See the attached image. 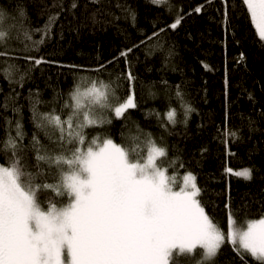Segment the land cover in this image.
<instances>
[{
    "label": "trees",
    "instance_id": "trees-1",
    "mask_svg": "<svg viewBox=\"0 0 264 264\" xmlns=\"http://www.w3.org/2000/svg\"><path fill=\"white\" fill-rule=\"evenodd\" d=\"M0 10L10 32L0 42V52L7 53L0 56V69L15 65L10 78L0 74V146L9 132L15 136L19 121L24 146L35 133L42 144L56 147L36 129L33 101H40V112L55 108L59 113L75 86L103 81L118 86L121 99L134 91L137 107L125 113L126 119L112 118L111 124L85 129L89 139L107 134L123 143L121 133L127 135L138 125L157 144L167 146L168 156L158 163L175 175L177 186L188 172L196 176L198 198L225 233L229 209L238 222L264 216V41L242 0H0ZM21 10L24 17L19 16ZM52 14L58 19L45 34ZM177 17H182L181 23L170 28ZM40 40L43 43L37 44ZM128 49L132 51L122 56ZM37 59L42 62L35 63ZM129 71L135 77L131 84L126 79ZM185 106L192 109L186 122ZM172 108L177 112L174 126L166 118ZM35 155L28 152V171H36ZM171 160L176 161L174 168L169 167ZM5 163L0 152V164ZM40 164L44 177L37 182L55 183V166L49 170ZM227 168L251 169L252 178L235 176ZM49 198L57 206L68 199L51 190L40 195L45 205ZM202 251L181 256L178 264H197ZM205 264L258 262L242 260L225 243Z\"/></svg>",
    "mask_w": 264,
    "mask_h": 264
},
{
    "label": "snow or ice",
    "instance_id": "snow-or-ice-1",
    "mask_svg": "<svg viewBox=\"0 0 264 264\" xmlns=\"http://www.w3.org/2000/svg\"><path fill=\"white\" fill-rule=\"evenodd\" d=\"M242 4L259 40L264 41V0H242ZM194 11L199 13L201 7ZM24 15L21 10L19 16ZM57 19L58 15H49L45 34ZM181 20L177 17L169 27L176 29ZM4 21L5 13L0 10V42L10 35ZM24 35L31 39L27 32ZM131 51L121 55L127 57ZM4 55L7 53L0 52ZM14 68L9 64L0 74L10 78ZM126 79L130 84L135 80L131 71ZM116 87L95 80L88 87L77 85L59 113L55 108L40 112V101L34 100L35 127L54 141V148L42 144L35 133L30 145L24 146L22 124L15 122V136L9 132L0 146L6 159L0 164V264H178L181 256L191 255L197 248L203 250L197 264H205L214 260L225 243L242 260L251 257L264 264V216L238 222L229 209L225 233L198 198L201 189L196 176L188 172L177 186L175 175L170 176L168 168L158 163L168 156V149L157 144L151 133L137 125L135 131L121 133L123 143L107 134L88 138L85 129L111 124L112 118L126 119L125 113L137 107L134 91L121 99ZM176 95L183 102L179 88ZM191 111L190 106L184 107L185 122ZM176 115L174 108L166 113L173 126ZM30 150L36 154V171H28ZM40 162L49 170L55 166V183L37 182L44 177ZM175 165V160L169 161V167ZM226 171L252 178L251 169ZM48 190L57 197H68L66 203L57 206L49 198L45 205L40 195Z\"/></svg>",
    "mask_w": 264,
    "mask_h": 264
},
{
    "label": "rangeland",
    "instance_id": "rangeland-1",
    "mask_svg": "<svg viewBox=\"0 0 264 264\" xmlns=\"http://www.w3.org/2000/svg\"><path fill=\"white\" fill-rule=\"evenodd\" d=\"M176 182V181H175ZM176 184L178 185V182H176ZM180 185V184H179Z\"/></svg>",
    "mask_w": 264,
    "mask_h": 264
}]
</instances>
